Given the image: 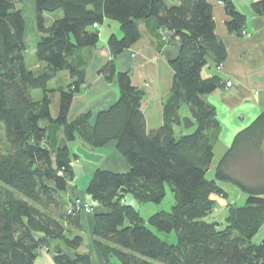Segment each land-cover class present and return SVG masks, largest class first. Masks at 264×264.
Returning a JSON list of instances; mask_svg holds the SVG:
<instances>
[{
  "label": "trees",
  "instance_id": "1",
  "mask_svg": "<svg viewBox=\"0 0 264 264\" xmlns=\"http://www.w3.org/2000/svg\"><path fill=\"white\" fill-rule=\"evenodd\" d=\"M223 1L227 27L243 34L245 14L232 0ZM35 7L40 35L36 57L45 63L41 74L25 60L22 10L16 0H0V132L6 141L0 151V264H36L53 241L59 242L53 247L57 264H92L90 254L79 251L85 237L68 233V223L81 228L83 214L93 217L95 244L107 264H264V240L257 244L253 239L264 223V114L234 138L216 176H207L220 123L204 96L223 81L217 75L202 76V70L208 64L219 69L228 57L215 32L209 0H35ZM252 8L264 15V0H254ZM56 11L62 14L48 23L45 14ZM151 17L182 45L170 62L174 76L163 106L164 123L148 130L141 109L145 90L134 86L130 71L117 69L116 57L140 39L136 22ZM107 18L119 23L121 35L108 36L112 57L100 70L107 81L116 78L120 96L97 113L95 122L90 113L71 121V103L86 74L72 57L97 45L100 31L93 28ZM65 70L72 83L49 88L48 81ZM33 90H41V98ZM55 90L60 94L56 117L48 94ZM183 104L192 112L195 129L177 136L174 128L181 122ZM45 119L64 127L69 141L80 138L94 148L114 141L126 158L129 170L96 168L86 187L103 211H95L94 205L91 213L63 209L61 192L68 193L76 177V156L67 145L48 148L47 128L41 125ZM224 181L239 186L247 198L229 206L221 228L204 216L215 209L213 196L226 194L220 186ZM167 185L175 203L170 211L160 209L147 219L126 199L132 194L141 203L159 204ZM153 228L176 232V241L169 243Z\"/></svg>",
  "mask_w": 264,
  "mask_h": 264
},
{
  "label": "crops",
  "instance_id": "2",
  "mask_svg": "<svg viewBox=\"0 0 264 264\" xmlns=\"http://www.w3.org/2000/svg\"><path fill=\"white\" fill-rule=\"evenodd\" d=\"M219 1L209 0L213 10L215 32L225 43L228 57L222 63L221 68L217 69L215 65L208 64L202 70V76L217 75L223 81V86L204 96L206 101L216 109V118L220 123V132L214 146L215 156L210 167V170L215 169L214 175L219 161L232 147L234 138L254 124L261 114H264V15L254 12L252 8L254 0H232L247 19L244 30L248 34L243 35L227 27L228 14L225 6ZM104 23H107V27H103L101 24L102 27L96 25L93 28L100 31V40L97 45L80 50L72 57L74 64L79 69H83L86 74L84 83L76 92L71 103L72 106L68 114L71 121L77 119L81 114L90 113L92 114L91 123L95 122L97 113L110 108L120 96L116 78L107 81L100 69L112 57L111 49L108 46V36L111 33L121 35V28L119 23L112 24L114 22L109 18ZM136 24L141 35L140 39L130 48L119 53L116 63L117 69L131 72L134 86L145 90L141 109L145 113L147 129L153 130L164 123L163 106L169 96L174 76L170 62L177 57L182 44L178 37H172L166 29H161L154 17L140 19ZM29 68L36 69L37 73L41 74L45 63L38 61L36 66H29ZM72 81L70 71L65 70L58 71L48 83L49 88L54 90L58 87H65ZM230 81V86H226V82ZM48 94L51 99L52 116L56 117L60 108V94L57 90ZM179 110L181 122L174 129L175 132L178 130L182 135L186 134L184 132L195 129V121L188 105L183 104ZM184 119L190 123L187 124ZM41 125L47 128L49 149L56 151L58 147L67 145L76 156L74 158L76 177L68 184V193H63L65 197L63 209H68V196L75 194L84 197L86 201L94 205L95 211H103L101 204L95 202L87 194L86 187L96 168L119 172L130 169L126 158L115 146V142L112 141L101 148L89 147L80 138L67 140L64 127L58 124H52L45 119ZM220 186L225 189L227 194L224 197L213 196L217 202V209H214L212 214L216 213L226 217L228 205L244 204L247 196L239 186L230 182H220ZM229 188L235 192V195H231ZM70 192L72 194L69 195ZM126 199L141 214L144 206L149 208L145 210L147 212H158L161 209L152 207L150 204L153 202H139L132 194H127ZM79 224L81 228L73 223L67 224L70 235L81 234L85 237L84 244L79 251L90 254L92 264H107L105 257L95 244L93 217L83 214ZM253 239L257 244L264 240V223ZM58 243V241H53L50 249L41 251L37 258L41 264H51L50 256L55 254L53 247ZM65 251L70 253L68 248H65Z\"/></svg>",
  "mask_w": 264,
  "mask_h": 264
},
{
  "label": "rangeland",
  "instance_id": "3",
  "mask_svg": "<svg viewBox=\"0 0 264 264\" xmlns=\"http://www.w3.org/2000/svg\"><path fill=\"white\" fill-rule=\"evenodd\" d=\"M16 7H19L22 10L23 16L25 18L26 21V34H25V40L27 42V50L25 53V60L27 62V64L29 66H36L38 61H37V57H36V51H35V46L36 43L38 42V39L40 37L39 33H38V29H36V7H35V0H16ZM61 11H56V12H51V13H46V17L48 19V23H52V21L59 17L61 15ZM112 24H118L116 21L112 20ZM100 27L101 24H100ZM103 27H107V23H103ZM34 71L37 73V70L34 69ZM38 74V73H37ZM33 95L36 99H39L43 94L41 90H33ZM191 132V131H190ZM176 135H181V132H179L178 130H176ZM184 133H189V132H184ZM0 151H2V149L4 148L5 145V140H4V136H3V130L0 132ZM214 168H212L208 173L207 176L210 179H213L214 175ZM167 194L164 197V200L159 203V204H150L152 205V207H156V208H161L162 210H166V211H170L171 207L173 206V204L175 203V199H174V193L172 191V189L167 185ZM230 189V188H229ZM231 195H235V192L230 189L229 190ZM64 193V192H61ZM72 194V192L69 193V195ZM227 194V193H226ZM74 195V194H72ZM80 198L82 196H79ZM227 198V197H226ZM82 199L84 200L85 198L82 197ZM217 204V202H216ZM225 205V204H224ZM222 205V206H224ZM227 206V205H226ZM229 206H231V204L228 205L227 209L229 210ZM145 207V206H144ZM142 208V214L145 218H148L149 215L155 213L153 211H145L148 210V207ZM159 208V209H160ZM215 209H217V205L215 206ZM222 213V212H221ZM228 213V212H227ZM225 217L223 215L220 214H212L209 213L206 216H204V219H206L207 221L210 222H214V220H217L220 223V227L223 228L225 226V222L226 220L224 219ZM152 227V226H151ZM153 230L159 234V236H161L163 239L167 240L169 243L171 242H175L177 239V235L176 232L171 231V233H167V232H158L155 228H153ZM55 252V251H54ZM47 254V251H46ZM55 254H51L50 259H51V264H57L55 259ZM36 264H41L40 260L37 259Z\"/></svg>",
  "mask_w": 264,
  "mask_h": 264
},
{
  "label": "built area",
  "instance_id": "4",
  "mask_svg": "<svg viewBox=\"0 0 264 264\" xmlns=\"http://www.w3.org/2000/svg\"><path fill=\"white\" fill-rule=\"evenodd\" d=\"M220 4L224 5V1L223 0H220L219 1ZM243 34L244 35H247V31L243 30ZM223 66V65H222ZM221 66V67H222ZM231 84V81L230 82H227L226 85L229 87ZM59 175H62L63 174V171H60L58 172ZM72 200H71V206L67 209V212L68 213H71L73 212L74 209L82 212H86V213H91V210H92V204L88 201H86L85 199L83 200L82 197L80 198L79 196L77 195H72Z\"/></svg>",
  "mask_w": 264,
  "mask_h": 264
}]
</instances>
